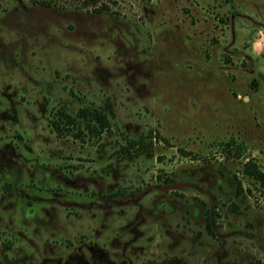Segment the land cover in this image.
Masks as SVG:
<instances>
[{"label":"rangeland","instance_id":"374dc122","mask_svg":"<svg viewBox=\"0 0 264 264\" xmlns=\"http://www.w3.org/2000/svg\"><path fill=\"white\" fill-rule=\"evenodd\" d=\"M95 1L0 0V264H264V0Z\"/></svg>","mask_w":264,"mask_h":264},{"label":"trees","instance_id":"16d2710c","mask_svg":"<svg viewBox=\"0 0 264 264\" xmlns=\"http://www.w3.org/2000/svg\"><path fill=\"white\" fill-rule=\"evenodd\" d=\"M82 1L86 3L85 5L90 6L97 3L95 0ZM110 113L112 115L114 114L111 108ZM52 127L54 131L62 137L72 133L75 128L81 130L83 127L92 135H102L110 129L111 125L108 116L104 112L91 107H86L81 109L76 116L63 112L57 120L52 122ZM244 171L248 177L260 182L264 187V173L259 170L256 164L249 161L246 164ZM208 226L210 225L208 224Z\"/></svg>","mask_w":264,"mask_h":264}]
</instances>
